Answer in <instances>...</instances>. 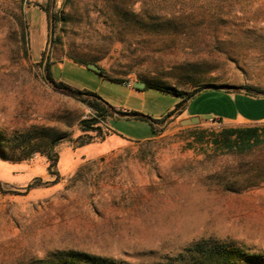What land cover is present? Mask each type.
<instances>
[{
  "label": "rangeland",
  "instance_id": "374dc122",
  "mask_svg": "<svg viewBox=\"0 0 264 264\" xmlns=\"http://www.w3.org/2000/svg\"><path fill=\"white\" fill-rule=\"evenodd\" d=\"M48 1L0 0V131L10 140L0 156V264H34L68 250L160 264L202 238L264 254V131L258 142L231 134L229 145L222 141L226 128L264 127V120L223 119L260 114L264 97L206 87L157 136L105 135L79 147L62 140L56 183L43 153L15 149L32 128L42 147L51 135L76 138L91 114L45 79L46 61L73 89L153 119L181 97L139 92L136 81L182 91L264 88V0H54L51 12L62 19L52 23ZM185 113L199 121L182 125ZM109 125L125 136L149 132L144 120L116 116ZM37 177L42 183L28 188Z\"/></svg>",
  "mask_w": 264,
  "mask_h": 264
},
{
  "label": "trees",
  "instance_id": "16d2710c",
  "mask_svg": "<svg viewBox=\"0 0 264 264\" xmlns=\"http://www.w3.org/2000/svg\"><path fill=\"white\" fill-rule=\"evenodd\" d=\"M67 0H64V4ZM134 3V0L132 1ZM54 4V0H49L47 6L45 7V12L47 17L50 18L51 23L57 22L60 19V16L57 14H52L51 8ZM135 15L139 23H145V18L132 10H126ZM124 12H122L123 14ZM147 30L146 32H149ZM70 58L82 64H87L84 60L79 59L73 55H70ZM100 75L103 77L116 80L111 78L104 68L100 67ZM44 77L51 83V86L54 89L61 90L74 99L85 104L90 110L91 114L87 118H83L79 121V127L82 131V134L76 138H70L68 135H51L48 140H45L44 147L40 146L41 142L37 140V131L35 128L30 130V133L24 138H21L19 142H16L15 149H21L22 151H27V155L34 154L36 152H41L46 156L48 165L47 170L50 175L54 176L52 183H56L59 179V172L57 167L58 163V153L55 150V145L62 140H69L76 142V147L85 145L94 140L95 137L100 136L105 138V135L114 133V131L107 126L108 121L116 116H122L126 119H138L144 120L148 123L152 136H157L164 131V125L173 120L176 116L181 114L185 110L191 96L195 93L204 89V87H209L211 85L204 84L198 86L191 91H182L178 90L172 85L165 84L160 81L147 80L144 79V88L151 87L164 92L173 93L181 97V100L175 105V107L161 116L160 118L153 119L147 117L140 112L134 110H117L106 101H104L97 93L89 90L73 89L67 83L57 80L51 71L50 62L46 61L43 64ZM120 81V80H119ZM125 82H127L125 80ZM229 86V85H226ZM226 92H241L251 97H264V88L253 86V85H243L241 86V91H237L234 88L224 89ZM152 120V121H151ZM38 130V129H37ZM264 131V127L257 126H247L242 128H226L222 133V141H225L227 145L229 142L228 135H235V141H240L242 143L245 140L251 141L254 140L258 142L259 131ZM94 133V134H92ZM88 137L86 140H82L84 137ZM81 140V141H79ZM215 143H219V139H214ZM10 146V140L7 137L6 133L0 131V156L3 157V151L6 147ZM42 181L40 177H37L34 182H31L27 185L28 188L39 185ZM1 187V186H0ZM34 264H128L123 260H118L116 258H110L106 256H101L93 253H88L84 251L77 250H68L61 251L55 254L50 259H39ZM160 264H264V254L247 252L242 247L235 245L234 243L225 242L219 239L214 238H202L198 239L191 244H189L181 253L169 258Z\"/></svg>",
  "mask_w": 264,
  "mask_h": 264
},
{
  "label": "crops",
  "instance_id": "0c3cea01",
  "mask_svg": "<svg viewBox=\"0 0 264 264\" xmlns=\"http://www.w3.org/2000/svg\"><path fill=\"white\" fill-rule=\"evenodd\" d=\"M144 87L140 88V87H137L135 90L137 91H142ZM256 98V97H254ZM121 110V109H120ZM191 116H197V115H189L188 113H185L184 117H191ZM122 117V116H121ZM199 117V116H198ZM219 118H223L221 116H217ZM200 118V117H199ZM223 119H226V120H245V121H261V120H264V111H262L260 114L258 115H246V114H241V113H237L236 115L234 116H231V117H226V118H223ZM110 121V120H109ZM109 121L107 123V126L109 128L110 125H109ZM112 129V128H111ZM114 131V133L108 135V137L111 139V137H124V138H128V139H134V140H143V139H148L150 137H153L152 136V133L150 131V127H149V132L148 133H145L143 135H140V136H125V135H122L121 133H119L118 131H115L114 129H112ZM109 138H106L104 141L100 142V143H104V142H109ZM113 139V138H112ZM111 143V142H110Z\"/></svg>",
  "mask_w": 264,
  "mask_h": 264
},
{
  "label": "water",
  "instance_id": "95a60500",
  "mask_svg": "<svg viewBox=\"0 0 264 264\" xmlns=\"http://www.w3.org/2000/svg\"><path fill=\"white\" fill-rule=\"evenodd\" d=\"M50 32H51V31H50ZM50 37H51V33H50ZM86 66L89 67L90 69L96 71V72H100V71H101L100 66H98V65L95 64V63H91V62H89V63L86 64ZM136 84H137L138 87H140V88L144 87V83H142V82L136 81V82H135V85H136ZM209 87H214V88H217V89H223L222 86H218V85H211V86H209ZM205 88H206V87H204V89H205ZM151 121H152V120H151ZM198 121H199V117H198V116H191V117H189V118L181 119V120H180V123H181L182 125H184V124H193V123H196V122H198Z\"/></svg>",
  "mask_w": 264,
  "mask_h": 264
},
{
  "label": "built area",
  "instance_id": "2783aa9c",
  "mask_svg": "<svg viewBox=\"0 0 264 264\" xmlns=\"http://www.w3.org/2000/svg\"><path fill=\"white\" fill-rule=\"evenodd\" d=\"M126 83H128L130 85V82L129 81H127Z\"/></svg>",
  "mask_w": 264,
  "mask_h": 264
}]
</instances>
